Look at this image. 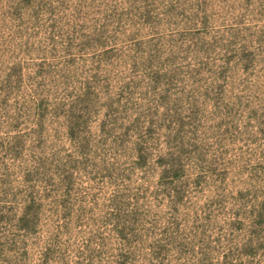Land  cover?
<instances>
[{
    "label": "rangeland",
    "instance_id": "obj_1",
    "mask_svg": "<svg viewBox=\"0 0 264 264\" xmlns=\"http://www.w3.org/2000/svg\"><path fill=\"white\" fill-rule=\"evenodd\" d=\"M0 264H264V0H0Z\"/></svg>",
    "mask_w": 264,
    "mask_h": 264
},
{
    "label": "trees",
    "instance_id": "obj_2",
    "mask_svg": "<svg viewBox=\"0 0 264 264\" xmlns=\"http://www.w3.org/2000/svg\"><path fill=\"white\" fill-rule=\"evenodd\" d=\"M141 158H143V156H141ZM26 202L27 203H26V205L24 207L23 215H22V217L20 219V222L22 224H28L32 220V215H33V213H32V204H33L32 201L28 200ZM116 220H117V223H116L117 227H131L132 224H133L132 219L129 218V217H125L123 219V217L119 216V217L116 218ZM116 232H117L116 234L121 239L126 240V238H127L126 236H128V233H126V229H117Z\"/></svg>",
    "mask_w": 264,
    "mask_h": 264
}]
</instances>
